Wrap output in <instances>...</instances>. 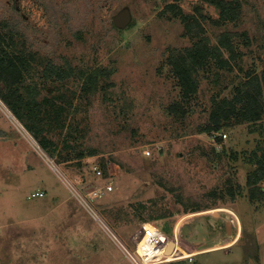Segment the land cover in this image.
<instances>
[{"label": "rangeland", "instance_id": "obj_1", "mask_svg": "<svg viewBox=\"0 0 264 264\" xmlns=\"http://www.w3.org/2000/svg\"><path fill=\"white\" fill-rule=\"evenodd\" d=\"M239 1V16L217 24L205 0H0V29L72 72L44 83L35 61L22 85L40 101L71 98L70 125L49 133L54 152L0 97V264H264V180L253 195L247 182L264 115L200 130L213 95L232 99L247 70L264 74V0ZM225 31L233 69L210 58L186 98L171 56ZM110 181L99 222L77 192Z\"/></svg>", "mask_w": 264, "mask_h": 264}, {"label": "trees", "instance_id": "obj_2", "mask_svg": "<svg viewBox=\"0 0 264 264\" xmlns=\"http://www.w3.org/2000/svg\"><path fill=\"white\" fill-rule=\"evenodd\" d=\"M219 9L220 16L213 19L217 24L235 20L239 16V0H205ZM168 8L174 9V4H168ZM179 12L181 10L179 9ZM177 14V12H175ZM188 18V16H185ZM188 29L191 27L188 23ZM14 26L5 24L0 29V81L3 87L0 89V97L10 106L17 117L25 123L27 129L38 138L41 146L49 153L56 151L58 146L50 137L49 133L58 129L63 131L70 125L71 98L65 94L55 95L40 101L36 98L25 96L22 85L31 74L33 62L38 61L42 66V81L47 83L50 80L66 83L71 76V68L58 65L45 57H37L32 51L26 50V42L16 40ZM232 31L221 33L215 44L199 42L186 49L184 53L173 54L170 58L173 64L174 73L177 76L184 96L188 99L197 92L200 79L199 70L213 58L215 64L229 69H233L232 60L238 57V51L232 41L234 37ZM228 51L229 56L224 57V51ZM243 68V67H241ZM247 79L242 88H237L235 96L218 99L213 95V108L210 113V121L200 128L201 132L214 134L224 126L243 124L246 122H257L264 115V74L261 76L254 70H247ZM60 99L61 101H58ZM58 101V102H57ZM261 134L264 138V123L261 126ZM66 141V139H65ZM64 145L67 147L68 143ZM261 153L256 154V168L249 174L247 182L251 186V195L255 189L262 190L260 182L264 180V146ZM95 151H91L94 154ZM81 153L78 157H83ZM79 158V159H80ZM231 196L235 193L231 189Z\"/></svg>", "mask_w": 264, "mask_h": 264}, {"label": "built area", "instance_id": "obj_3", "mask_svg": "<svg viewBox=\"0 0 264 264\" xmlns=\"http://www.w3.org/2000/svg\"><path fill=\"white\" fill-rule=\"evenodd\" d=\"M219 135L220 136L223 135L224 137H227L226 133H219ZM95 169L97 170L98 175H102V170L99 168V166H95ZM113 189H114L113 183L110 181L103 186H94L88 188L86 192H77V196L80 199V203L91 213L93 218H95L97 221L100 222L101 217L98 214L95 201L102 198L104 195H106Z\"/></svg>", "mask_w": 264, "mask_h": 264}, {"label": "water", "instance_id": "obj_4", "mask_svg": "<svg viewBox=\"0 0 264 264\" xmlns=\"http://www.w3.org/2000/svg\"><path fill=\"white\" fill-rule=\"evenodd\" d=\"M129 20H130V12L128 9L121 11L114 17V23L118 27H124Z\"/></svg>", "mask_w": 264, "mask_h": 264}, {"label": "crops", "instance_id": "obj_5", "mask_svg": "<svg viewBox=\"0 0 264 264\" xmlns=\"http://www.w3.org/2000/svg\"><path fill=\"white\" fill-rule=\"evenodd\" d=\"M261 186V185H260Z\"/></svg>", "mask_w": 264, "mask_h": 264}]
</instances>
